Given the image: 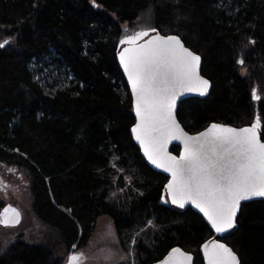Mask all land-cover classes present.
I'll return each instance as SVG.
<instances>
[{"label": "trees", "instance_id": "obj_1", "mask_svg": "<svg viewBox=\"0 0 264 264\" xmlns=\"http://www.w3.org/2000/svg\"><path fill=\"white\" fill-rule=\"evenodd\" d=\"M141 31L178 36L201 57L210 90L179 104L187 132L259 115L264 142V0H0V41H11L0 49V165L24 178L32 216L52 231L46 244L16 236L3 246L0 226V264H64L105 217L128 257L118 264H153L174 247L203 264L213 232L170 205L167 178L131 137L117 53ZM218 240L240 264H264V199L244 203Z\"/></svg>", "mask_w": 264, "mask_h": 264}, {"label": "snow or ice", "instance_id": "obj_2", "mask_svg": "<svg viewBox=\"0 0 264 264\" xmlns=\"http://www.w3.org/2000/svg\"><path fill=\"white\" fill-rule=\"evenodd\" d=\"M146 35V31H141L121 41L129 45L121 53L120 62L132 87L138 119L132 133L147 159L171 173L166 186L171 202L180 208L191 202L217 233L228 232L236 226L241 201L264 197V142L258 136L261 118L257 115L249 127L212 124L198 135H188L173 112L183 93H207L210 84L200 75L201 57L175 35H157L138 44ZM10 42L0 41V49ZM237 62L245 63L242 58ZM252 97L261 99L255 89ZM174 139L184 144L179 158L166 150ZM9 212L13 214L11 218L7 216ZM4 216L0 224L5 227L19 223L15 209H5ZM132 243H136L135 239ZM202 247L207 264H239L233 250L223 243L211 241ZM85 259L84 253H73L68 264H83ZM105 259L111 260V254ZM163 264H192V256L174 248Z\"/></svg>", "mask_w": 264, "mask_h": 264}, {"label": "rangeland", "instance_id": "obj_3", "mask_svg": "<svg viewBox=\"0 0 264 264\" xmlns=\"http://www.w3.org/2000/svg\"><path fill=\"white\" fill-rule=\"evenodd\" d=\"M146 32L148 35L138 42L153 34L152 31ZM124 45L127 44L120 42L119 48ZM25 183L21 175H16L14 171L0 165V199L5 204L9 203L17 207L22 215L18 226L2 227L3 246H6L16 236H21L24 241L36 244H46L51 237V229L49 230L38 222L30 212V200ZM73 253H84L86 259L83 264H118L127 261L128 258L127 254L119 247L112 221L107 217L98 220L95 231L88 243L71 252L64 264H68V258ZM109 254H111L112 259L106 260L105 257Z\"/></svg>", "mask_w": 264, "mask_h": 264}, {"label": "water", "instance_id": "obj_4", "mask_svg": "<svg viewBox=\"0 0 264 264\" xmlns=\"http://www.w3.org/2000/svg\"><path fill=\"white\" fill-rule=\"evenodd\" d=\"M157 35H160V36H169V35H162V34H159V33H154V34L149 35L147 38L143 39L142 41L138 42V44H144V43H146L147 41H149V40L155 38ZM180 40H181V39H180ZM181 42H182V41H181ZM182 43H183V42H182ZM184 46H185V45H184ZM128 47H129V45H124V46H122V47L119 49V51H118V53H117V63H118L119 69H120V71H121V73H122V75H123V78H124V80H125V83H126V85H127V88H128V91H129V94H130L131 100H132L133 115H134V120H135L134 125H133V127H134V126L136 125V123L138 122V119H137V117H136V113H135V99H134V96H133V93H132V87H131V84H130V82H129V80H128V75H127V73L124 71V67H123V65H122L121 62H120V55H121V53H123L124 50H125L126 48H128ZM185 47H186V46H185ZM186 48H187V47H186ZM189 50H190V49H189ZM200 75L202 76V74H201V64H200ZM202 77H203V76H202ZM203 78H204V77H203ZM204 79H205V78H204ZM209 84H210V83H209ZM209 90H210V86H209L208 91H207V93H206L205 95H201L199 92H196V91L185 92V93H183L182 95L178 96V98H177V100H176V106H175V109H174L173 115L175 116L176 122L179 124V126L184 130V132H186V133H187L188 135H190V136H195V135H198V134L201 133V132L206 131L208 128L211 127L212 124L223 125V126H225V127H232V126H229V125H224V124H219V123H211V124H209L206 128L202 129V130L199 131V132H196V133H189V132H187V131L183 128V126L181 125V123L178 121V119H177V109H178V107H179V104H180L183 100H186V99H189V98H204V97L207 96ZM133 127H132V128H133ZM245 127H249V126H245ZM132 128H131V132H130V133H131L132 140H133L134 144L138 147V149H139V151H140V153H141V156H142L143 159L145 160L146 164H147V165H148L153 171H155V172H157V173H160V174L164 175V176L167 178V183L165 184V193H166V197H167V200H168V202L170 203V205L173 206V207H175V208H178V209H186V208H190V209H192L195 213H197L198 215H200V216L202 217V219L205 221V223L207 224V226H208V227L210 228V230L213 232L214 236H213L212 238L208 239L207 241H205L204 243H202L201 246H200V248H199V253H200V255H201V258H202L203 264H207V261H206V259H205V257H204L203 247H202V246H203L205 243H209V242H211V241H218L219 243H223V244H225L224 242H222V241H220V240H218V239L221 238V237H223L224 235L228 234L229 232H231L234 228H233V229H230L228 232H225V233H222V234H221V233H217V232L215 231V229H213V228L211 227L210 223L208 222V220H207V218L204 216V214H203L198 208H196L195 205H193L191 202L185 203V206H184L183 208H180V207H178L177 205L173 204V203L171 202V197L168 195V193H167V191H166V186H167V184H168V183L171 181V179H172V177H171V173L164 171L163 168H158V167H156L154 164H152V163L147 159V157L144 155V151H143L141 145H140L139 142L135 139V136H134V134L132 133ZM233 128H237V129H239V128H243V127H233ZM258 136H259V138H260V140H261L259 130H258ZM261 142H263V141L261 140ZM172 146H177V147H179V152H178L177 155L174 154V153H172V152L170 151V148H171ZM166 150H167V152H168L170 155L179 158V157L183 154V152H184V144H183L182 140H175V139H174V140H171V141L166 145ZM263 199H264V197H253L252 199H249V200H243V201L240 202V208H241V206H242L244 203L251 202V201H256V200H263ZM9 208H10V209H15V210L19 213V223H18V224H15L14 226H8V227H16V226H18V225L20 224V222H21V218H22L21 211H20L17 207H15V206H13V205H11V204H9V203L5 204V205L0 209V219H4V218H5V216H4L5 209H9ZM240 208H239V210L237 211L236 218H237V216H238V214H239ZM12 215H13V214H12L11 212H9V213L7 214L8 218H11ZM0 226H1V227H5L3 224H0ZM225 245H226V244H225ZM226 246L229 247L228 245H226ZM174 248H180V247H174ZM174 248H172V249H174ZM229 248H230V247H229ZM172 249L169 250L168 253H167L163 258H161L159 261H157V262H155V263H153V264H163V261H165V260L169 257L170 253L172 252ZM180 249H181V248H180ZM181 251H183V252L186 253V254L191 255V256H192V264H194V256H193L191 253H187V252H185V251L182 250V249H181ZM233 252H234V251H233ZM236 256H237V255H236ZM237 258H238V257H237ZM238 260H239V259H238ZM239 264H240V262H239Z\"/></svg>", "mask_w": 264, "mask_h": 264}, {"label": "crops", "instance_id": "obj_5", "mask_svg": "<svg viewBox=\"0 0 264 264\" xmlns=\"http://www.w3.org/2000/svg\"><path fill=\"white\" fill-rule=\"evenodd\" d=\"M3 228H8V227H3Z\"/></svg>", "mask_w": 264, "mask_h": 264}]
</instances>
